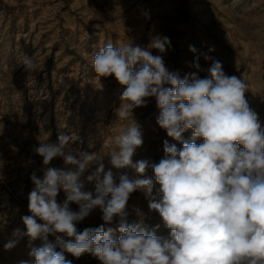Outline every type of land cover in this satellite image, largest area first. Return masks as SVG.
I'll use <instances>...</instances> for the list:
<instances>
[{"label":"clouds","instance_id":"1","mask_svg":"<svg viewBox=\"0 0 264 264\" xmlns=\"http://www.w3.org/2000/svg\"><path fill=\"white\" fill-rule=\"evenodd\" d=\"M170 46L162 35L151 36L147 46L109 42L93 57V68L122 86L119 119L154 98L156 123L176 143L163 142L159 162L133 161L144 143L133 120L115 137L110 153L112 168L135 169L132 179L106 169L103 156L73 148L74 136L60 133L56 142H39L34 152L45 167L42 176L30 175V215L21 217L24 228L14 229L4 244L10 250L23 237L30 245L41 241L30 248L32 260L20 264H72L65 253L75 258L88 253L100 264H264V127L245 97L247 85L227 75L219 61L204 78L198 57L183 76L169 70L151 50L164 53ZM189 50L196 52L191 45ZM23 64L34 67L27 55ZM188 130L191 137L185 139ZM57 157L65 167H48ZM148 168L152 176L145 175ZM86 183L92 190H85ZM61 190L66 198L58 202ZM137 190L148 196V208L159 214L167 235L157 234L159 225L149 230L142 221L128 222L127 204ZM97 208L104 223L78 230ZM114 220L116 229L105 227ZM114 231L120 233L116 238Z\"/></svg>","mask_w":264,"mask_h":264},{"label":"rangeland","instance_id":"2","mask_svg":"<svg viewBox=\"0 0 264 264\" xmlns=\"http://www.w3.org/2000/svg\"><path fill=\"white\" fill-rule=\"evenodd\" d=\"M153 35L170 39L166 52L151 51L181 76L194 70L188 65L197 57L201 78L213 61L221 62L227 75L247 85L245 97L264 127V0H0V264L31 261L30 248L41 244L36 240L30 245L23 237L14 248L4 249L13 230L24 228L21 217L30 215L27 197L34 187L30 175L36 171L42 176L39 170L45 167L34 152L39 142H56L60 133L74 136L72 147L103 156L106 169L112 168L115 137L133 120L144 140L133 161L159 162L163 142L176 143L156 123L159 110L154 98L127 119H119L122 86L93 68V57L107 43L147 46ZM26 55L32 69L23 64ZM190 137L188 130L184 138ZM48 167L65 165L57 157ZM112 170L137 177L131 167ZM145 175L152 176V169ZM92 188L85 184V190ZM65 198L61 190L57 201ZM70 207L78 210L75 203ZM126 211L129 223L142 221L149 230L159 225L157 234H168L159 214L149 210L142 190L130 196ZM101 216L99 208L93 210L78 230L98 227L104 223ZM105 227L116 229L118 220ZM119 235L114 231V238ZM65 255L72 264H100L88 253L80 258Z\"/></svg>","mask_w":264,"mask_h":264}]
</instances>
